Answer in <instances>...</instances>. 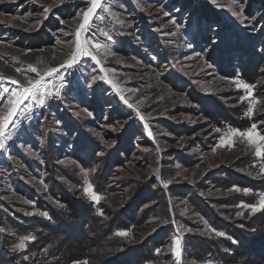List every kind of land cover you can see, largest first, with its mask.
<instances>
[{"label":"rangeland","instance_id":"374dc122","mask_svg":"<svg viewBox=\"0 0 264 264\" xmlns=\"http://www.w3.org/2000/svg\"><path fill=\"white\" fill-rule=\"evenodd\" d=\"M202 2L217 20L200 15ZM229 2L103 0L110 11L97 9L81 33L107 43L102 71L90 56L66 66L88 0H0V115L12 80L37 78L30 65L58 69L46 77L45 105L25 100L0 149V264H222L219 253L235 247L230 264H264V211L241 205L264 195V157L239 136L219 145L229 128L256 124L264 135V0H240L242 18ZM82 169L98 203L83 191ZM64 198L90 214L69 216ZM26 236L35 239L17 248ZM110 236L119 244L108 247Z\"/></svg>","mask_w":264,"mask_h":264},{"label":"snow or ice","instance_id":"6c2138e0","mask_svg":"<svg viewBox=\"0 0 264 264\" xmlns=\"http://www.w3.org/2000/svg\"><path fill=\"white\" fill-rule=\"evenodd\" d=\"M211 2L214 5H217L218 7L221 6L217 3V0H211ZM89 7L82 13L83 19L82 22L79 24L76 33H75V51L72 52L69 60L66 62L67 67H73L79 62V59L84 57V56H90L91 59H93L98 65H100L101 70L103 71V64L101 63L100 54L101 52H106L107 50V43L102 42L100 40H96L92 37H86L83 40L81 39V33L83 31H87V29L91 26V21L93 20L95 13L97 9L103 8L104 11H110V8L103 3V0H88ZM232 12V15L237 17V18H242L243 17V4L240 3V0H230V2L226 5ZM237 8L239 10H237ZM45 12L48 11L47 8L44 9ZM119 19L117 18V23H119ZM101 35L106 39V41H111L112 36L107 32V31H102ZM191 47V45H189ZM94 50V51H93ZM65 65H61V67H64ZM31 68L32 72L37 73V78L36 79H30L28 80L27 84H21L19 81L12 80L13 84H16L18 87L15 89H12L9 91V89L5 88L3 90L4 93H8L6 102H4V114L0 115V149H3L5 147L4 144V139L6 138V129L10 125L15 124V117L22 111L21 110V105L24 103L25 100L31 99L32 101H35V103L43 107L48 99L52 95L49 85L51 84L50 79H46V77H51L53 74H58V69L57 68H51L47 70L43 75H41L38 70L35 67H32L31 65L29 66ZM17 71H20V69H17ZM2 75H0V79H4ZM98 78L96 76L92 77V80L95 81ZM101 80H105L106 76L99 77ZM61 84L60 86L56 89L55 95L59 96L61 94V89L65 86L64 84V77H60ZM108 83H112L111 80L107 81ZM91 86V85H89ZM236 86L238 88H244L248 90V95H251V86L248 85L247 83H243L239 80L236 81ZM114 88L118 89V86L113 84ZM3 93H0V96H2ZM246 97H241V100L245 99ZM121 99H124L121 97ZM124 103L127 104L128 101L124 100ZM255 103L256 101H253L250 103V106L248 108V111L246 115H251L253 113V109L255 108ZM29 111H31V108H28ZM87 112V115L91 116L92 113L88 112L87 109L84 110ZM79 115V113H77ZM141 119H144L143 116H141ZM147 128V125H145ZM256 124H252L250 128L247 130L241 131L240 129L236 128H229L227 136L228 138L226 139L224 136H221L219 145H227V144H232L233 140L232 137H242L247 140L249 145H252L254 147L255 151V156L256 157H264V135H261L257 130ZM217 132L220 131V129H216ZM149 135H151V132H149ZM114 143V142H113ZM215 151V149H213ZM99 155H103V153H99ZM75 163V162H73ZM84 172V184L85 187L83 188V191L85 194L89 195L90 198L95 201L99 202L102 197L98 195L92 186V184L87 180V171L83 170ZM260 175H264V168L260 169ZM171 180H162L161 183L165 188L171 184ZM43 183V181H41ZM46 187V185H45ZM235 190V191H240L237 186H233V189H230V191ZM245 193L253 191L252 189L245 188L243 189ZM27 202V201H26ZM241 205L249 209L251 213H257L260 211H264V195L260 196V199L258 203L254 204H245L241 202ZM61 207H64V205H60ZM100 215H103V212L101 211L99 213ZM41 215L48 217L47 212H42ZM237 215H243L242 212H238ZM50 219V217H49ZM203 219V218H202ZM206 228H210V226L207 224V221L204 222ZM4 229H0V231H3ZM187 231H192V229H187ZM211 232H215L217 236H224L225 233L219 232L214 228H210ZM116 235L121 236V237H128L130 236V232L127 230H118ZM229 239H232L231 237H228ZM35 239L34 236H26L23 238V240L16 245L17 248L23 249L26 247L24 241L25 240H33ZM235 242V241H234ZM172 252L176 256L177 259L180 258L181 253H182V246H181V239L180 237H176L173 242L172 246ZM157 253L160 252V249L156 250ZM27 259V257H25ZM73 264H81L79 261H74ZM83 264H87V261L85 260ZM210 264V262H209Z\"/></svg>","mask_w":264,"mask_h":264},{"label":"trees","instance_id":"16d2710c","mask_svg":"<svg viewBox=\"0 0 264 264\" xmlns=\"http://www.w3.org/2000/svg\"><path fill=\"white\" fill-rule=\"evenodd\" d=\"M199 13L200 15H203V17L205 15H207L206 17L210 20H217V14L213 11V9L210 7V5L208 4V2H202L201 4H199ZM22 33V32H20ZM22 39L23 40H27V37L25 35L22 36ZM65 201V203H67V208H68V211L70 213L69 216H76V214H78L79 212L78 211H83L84 215L85 216H88L91 212L90 208H88L89 206L84 204V203H81L78 204L77 200L74 198H64L63 199ZM89 213V214H88ZM109 240V242H107V246L108 245H113V244H116L118 243L119 244V241H117V239L114 237V236H110V239H107ZM106 240V241H107ZM86 244H87V239L86 238H83V239H80L79 242H78V249L80 251V249H86ZM107 246H104L102 247L103 249H105ZM109 247V246H108ZM245 246H241L240 248L241 249H244ZM237 249L238 248H234V250L230 251V252H224V253H219V257H217L216 259H218L220 261V263L224 264V263H227L229 262V264L231 263V261H233V258H235V254L237 252ZM152 253V252H151ZM215 258V257H214Z\"/></svg>","mask_w":264,"mask_h":264}]
</instances>
